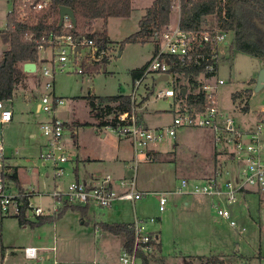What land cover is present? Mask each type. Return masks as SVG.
I'll return each mask as SVG.
<instances>
[{
  "label": "rangeland",
  "instance_id": "374dc122",
  "mask_svg": "<svg viewBox=\"0 0 264 264\" xmlns=\"http://www.w3.org/2000/svg\"><path fill=\"white\" fill-rule=\"evenodd\" d=\"M151 2L152 0H133L132 13L129 17H109L104 27L103 21L97 20L92 30L99 32L106 29L108 33L109 42L106 45L105 57L95 64L83 59L80 63L84 69L83 73L77 72L80 65L70 58L63 70L57 71L51 78L55 94L63 97L65 101L55 111V115L66 123L63 141L69 159L62 164L65 171L62 175L57 176L52 162L42 160L39 154L44 143L40 124L48 120V114L42 111L39 116H35V110L31 108L33 112L26 125L20 123L5 128L0 124V139L3 142L0 172L4 156H11L13 153L14 162L17 161L20 165L22 186L29 191H35L31 199L33 204L48 208L52 201L51 192L56 185L65 189L70 181L75 180L74 166H77L80 172L92 171L98 179L106 174L115 180L133 175L130 159L128 160L132 152L127 136L104 125L100 126V120L91 112L86 96L132 92L135 81L131 72L142 67L151 58L155 35L147 37L144 41L138 39L135 42L126 41L125 38L139 29L138 20ZM11 8L12 2L0 0V46L2 43L5 44L3 39L5 32L2 29L6 26V14ZM173 10L171 17L176 18L177 11ZM208 24H212V20H209ZM232 41L233 33L229 32L228 45L221 49L216 72L217 77L225 80L217 89L219 108L232 117L241 128L254 127L261 123L264 147V84L256 89V75L264 66V60L238 51L232 47ZM86 49L83 47L82 54ZM3 50L4 48L0 47V58ZM42 54L48 57L51 51L47 50ZM158 76L159 74L155 72L145 75L138 85L135 96L138 112L150 128L170 125L175 114L173 106H177V98L159 97L157 96L159 90L171 86L176 88L180 82L189 88L190 83L187 78L180 75H171L166 80H157ZM45 80L46 78H40L41 92L44 90ZM245 89H249L251 96L249 99L245 98L247 92H243L245 93V96L242 95L243 99H237L235 102L239 108L237 109L230 95ZM20 98L19 96L15 99L17 106L21 103ZM246 101L248 109L239 111ZM32 132L34 135L29 137V133ZM156 147L157 158L141 161L136 171L137 189L147 190L149 193L142 195L133 203L124 199L114 200L112 207L104 209L89 204L90 214L95 213L97 216L106 212L103 218L110 221L129 219L134 214L139 219L154 217L155 222L149 224V229L157 233L160 246L157 247L156 244V251L149 256L151 264H183L184 261L197 264L200 257L205 258L211 253L228 254L236 251L238 245L240 247L238 251L241 253L259 251L264 255V195L259 196L255 193L246 195L244 200L248 205L240 200L229 204L238 227L245 228L243 232H239L215 214L213 206L207 203L210 197L194 193L189 195L168 193L180 186L181 178H187L192 182L208 175L211 167H204V163L210 161L214 150L213 132L208 128L178 127L175 136L164 137ZM262 157L264 159V154ZM10 163L13 164V160ZM213 165L212 161L211 166ZM9 184L7 181V186ZM11 184L10 191L15 192V183ZM159 192H165L166 205L163 211L158 210ZM108 210H114L115 215H109ZM80 219L81 216L73 209L55 219L65 226L58 232V237L61 238L58 241L59 247L70 259H82L81 262L74 264H104L105 261L101 258H97L93 263L91 260L86 261V253L93 246L92 232L95 224L92 218L84 223L80 222ZM35 221L37 220L34 219ZM46 225L51 233V222ZM31 228V225L23 228L18 218L4 215L0 211V264L43 263L40 259H23L20 254L14 258L9 255L4 261L2 259L4 252L14 248L19 253L18 246L30 239ZM112 237V244L106 252L114 256L120 252L121 237ZM224 259L231 264H264V256L260 261L255 258L238 262L236 257L228 254Z\"/></svg>",
  "mask_w": 264,
  "mask_h": 264
},
{
  "label": "built area",
  "instance_id": "2783aa9c",
  "mask_svg": "<svg viewBox=\"0 0 264 264\" xmlns=\"http://www.w3.org/2000/svg\"><path fill=\"white\" fill-rule=\"evenodd\" d=\"M50 0H12V8L18 14V20L25 24L37 22L38 12L44 10ZM177 17L170 18L165 25V30L155 34L157 49L153 51L151 58L145 65L142 73L134 79L133 90L128 97L130 106L128 110H112L104 118L107 123L104 126L123 133L127 136L132 155L130 167L134 173L132 176L115 180L109 174L94 183H85L78 180L70 181L64 189L56 185L51 192L52 201L48 208L32 203L35 191L8 190L7 179L0 172V211L4 215L21 216L24 220H34L40 216H52L65 204L89 205L93 204L100 208L108 207L114 200H129L134 202L149 191L138 190L136 186V171L141 161H149L153 158L156 145L164 137L175 136L178 127H201L208 128L213 132V142L218 157L217 162L209 176L189 182L187 178H181L179 187L168 192L179 194H201L211 197L215 214L228 222L232 228H238L236 219L229 204L237 203L238 198L247 193L264 195V147L261 137V126L241 128L240 125L229 115L219 108L217 89L225 80L216 76L219 65L221 49L228 45L225 30L217 26H205L200 30L183 29L180 27L179 4L176 6ZM11 10L9 12H11ZM64 33L50 32L36 40L38 58L41 60L39 67L40 77L46 78L44 90L39 93L40 110L49 115L45 122L40 124V131L44 136V143L39 151L44 161H51L57 176L65 171L62 164L68 161L69 155L63 141L66 123L55 115L59 105L65 101L57 96L54 83L51 78L57 71H62L65 63L71 58L80 65L78 73L84 69L80 64L83 59L97 63L106 55V48L96 47L90 37H82L76 43V37L70 32L72 21L65 14L60 26ZM7 26L4 27L6 30ZM69 30V31H68ZM68 31V32H67ZM78 48H76V46ZM83 47L87 49L82 54ZM51 51L46 57L43 52ZM172 59L185 68H196L198 73L191 75L195 85L189 78V88L178 83V86L159 90V97H176L177 106L173 121L164 127L150 128L139 116L137 99H135L138 85L148 73H158L159 76L180 75V72H170ZM158 76V77H159ZM179 80V78L177 77ZM185 87L187 91L182 94L180 89ZM189 94H200L203 97V106L197 109L193 104H188ZM51 113V115H50ZM11 110L4 106L0 99V121H10ZM3 142L0 139V154ZM231 163L227 166L226 163ZM165 192H159L158 210L163 211L166 205ZM155 222L154 217L144 219L135 218L128 223L133 231V246L130 250L123 248L118 264H142L139 253L150 256L155 252L158 238L155 231L149 229V224ZM244 227L238 229L243 232ZM38 247L26 246L23 248L24 256L29 259L37 257ZM56 263V261H54Z\"/></svg>",
  "mask_w": 264,
  "mask_h": 264
},
{
  "label": "trees",
  "instance_id": "16d2710c",
  "mask_svg": "<svg viewBox=\"0 0 264 264\" xmlns=\"http://www.w3.org/2000/svg\"><path fill=\"white\" fill-rule=\"evenodd\" d=\"M132 0H50L46 8L37 15V22L25 24L18 20V14L14 10L8 12L6 19V30L3 39L7 47L3 50L0 58V99H11L14 91L23 84L24 71L19 63L37 61L38 49L36 40L42 35L50 32L64 33L58 26L59 6H69L76 17V24L70 32L74 37H90L94 40L96 47L105 49L109 42L106 29L95 32L92 30L93 24L101 19L103 27L109 17H129L132 13ZM179 4L180 27L183 29L200 30L205 26L215 25L219 29L233 33L232 47L238 51H243L253 57L264 60V32L258 22L264 23V0H153L144 9V14L138 20V30L125 38L126 41L135 42L140 39L144 41L147 37L155 35L165 30V25L169 22L173 9ZM212 20V24H208ZM69 31V30H68ZM67 31V32H68ZM154 51L157 45L154 42ZM171 64L170 72L176 71L189 78L195 85L191 75L197 74L198 69L185 68L178 61L169 60ZM146 65V64H145ZM145 65L132 70V79L138 77ZM247 92L245 96V93ZM249 98L250 91L245 89L241 92L232 93L233 99ZM203 97L200 94H189L188 104H193L197 109L203 106ZM90 105L91 112L100 120L99 125L107 123L104 116L112 110H128L130 99L125 94L105 95L86 97ZM247 103V101H246ZM245 103V104H246ZM247 108V104L242 107ZM3 173L4 177L13 180L19 187L17 173ZM21 190V189H19ZM73 209L79 211L81 220L89 210V205L65 204L54 216H40L35 223L52 221L61 217L66 211ZM20 223H26L21 216H17ZM35 223L29 222L31 225ZM97 225L103 230L123 239V248L130 250L133 246V231L126 222H99ZM160 242H157V246ZM142 264H151L149 256L138 254ZM183 264H194L185 261ZM197 264H231L218 254L200 257Z\"/></svg>",
  "mask_w": 264,
  "mask_h": 264
},
{
  "label": "crops",
  "instance_id": "0c3cea01",
  "mask_svg": "<svg viewBox=\"0 0 264 264\" xmlns=\"http://www.w3.org/2000/svg\"><path fill=\"white\" fill-rule=\"evenodd\" d=\"M9 1L12 2V0H9ZM170 18H172V17H170ZM2 30H4V29H2ZM153 45H154V43H153ZM0 47L5 49L7 47V44H3L2 43V45ZM154 48H153V51H154ZM153 51H152V54H153ZM34 62H35L36 69H35V71H30V72H26V71L23 70L22 66H23L24 62L23 63H19V66L22 68V70L25 73L23 84L19 83V85L15 89L14 95H13V97L11 99H3L4 106L11 110L10 121L5 122V123H2L0 121V124L4 125L5 128H10V127H12L14 125H20V123L26 125V123L29 122L30 114L33 112V110L31 108H33L35 110V112H34L35 116H39V114L42 112L39 109L40 108L39 93L41 92L40 89H39V85H40L39 82H40V78H41L39 76V74H40L39 73V67H40V64H41V60L38 58V60L34 61ZM147 62H148V60H147ZM147 62H146V64H147ZM186 91H187V89H186ZM236 92H238V91H236ZM90 95L91 94H89V96ZM125 95L128 96V94H125ZM19 96L21 97L20 98L21 99V103H20L19 106H17V104L15 102V99L17 97H19ZM92 96L101 97V96H105V95H92ZM230 96H231L233 102L235 103L237 99L236 100L233 99L232 93H231ZM250 96H251V94H250ZM173 98H176V97H173ZM87 102H88V100H87ZM245 103H244V105H246L248 102L246 104ZM244 105H242V107ZM235 107L237 109H239L238 105L236 103H235ZM247 109H248V104H247V108L246 109L241 108V110H239V111L242 112V111H246ZM173 111L175 112L174 108H173ZM139 116L143 119V116L140 113H139ZM103 134L104 133H102V135ZM33 135H34V132L29 133V137H32ZM129 146H130V144H129ZM156 149H157V147H155V150H154L155 152L153 153L152 160H155V158H157V156H158V152L156 151ZM263 154H264V152H263ZM131 155H132V153H131ZM12 157H13V159H12ZM130 158H131V156L128 158V160ZM221 159H222V156L218 157L217 151H216L215 146H214V150L212 152V156H211L210 161H208V163H204V167L205 166L206 167H211L209 169L208 175H206V176H204L202 178L195 179V180H201V179L209 176V174H211L213 169L216 167L217 162L220 161ZM11 160H13V164L10 163ZM124 160H127V159H124ZM212 161L214 162L213 166H211ZM1 165H2L1 172H4V173L16 172L17 173L19 187L13 180L7 178V181H9V183H10L9 186H8V187H10V189H8V190H11V185H12L11 182L15 183V191H17L18 189L27 190L26 188H24L22 186L21 174L19 172L20 165L17 163V161L14 162L13 153H11V156H4ZM226 165L230 166L231 163L227 162ZM73 170H74L75 180L82 181V182H85V183L86 182L87 183H94L97 180H99L96 177V175H94V173L92 171H89V172H87V171L86 172H82L81 171L80 172V170H78L77 166H74ZM143 191H147V190H143ZM249 194L250 193L244 194V196L239 197L238 200L244 201L245 204L248 205L247 201L244 200V197L246 195H249ZM185 195H187V194H185ZM206 197H208V196H206ZM113 202L108 207H112L113 206ZM207 203L208 204H212L211 197H210V199L207 200ZM186 204H187V202H186ZM101 209H104V208H101ZM114 212H115L114 210H108V213L111 216L115 215ZM77 213L80 216L79 211H77ZM105 214H106V212H104V213L102 212L100 214H97V216H96L95 213L90 214V212L88 210V213H87V215L85 217H83V220L80 219V222L84 223V222H87V220L92 218L93 222L95 224L94 227H93V232H92L93 233V246H91L90 251L88 253H86V256H87V260L86 261L91 260L92 263H93V262H95V260L97 258H101V259H103L105 261L104 264H117L118 259H119L118 256L120 255L121 251L123 250V239H120L121 240L120 252L115 254L114 256L109 255L108 251L106 252V250H107V248H109V245L112 244V241H113V239H112L113 237L112 236H115V235L111 234L110 232H108L106 230L103 231L99 227V225H97V224L99 222H119V223L120 222L121 223L122 222H126V223H130V222H133L134 218H138V217H136L135 214H134L133 217H131L129 219H122V221H110V220H107V219L104 220L103 217H104ZM117 215H119V214L117 213ZM115 217H117V216H115ZM140 219H144V217H141ZM35 220H38V218H36ZM111 220H113V219H111ZM29 222L35 223L34 220L30 219V220H26V223H21V225H23V228H27L28 225H31V224H29ZM50 222L52 224L51 233L49 232L48 227L46 225V223L48 224ZM60 222L59 221L57 222L56 220H52V221H48L47 220V221H44L42 223L40 222L38 224L35 223V225H31L32 231H31V234H30V239L25 241V243H22V244H20L18 246L17 250L19 251V253H17V251L15 250L16 248H14L13 250H9V251L4 252L3 258H2L3 261H4V259L7 260V256L10 255L11 258H14V257L17 256V254L18 255L20 254L21 258H23V259H29V258H26L24 256L23 248L26 247V246H33V247L37 246L38 247L37 257H35V259H40L41 261H43L42 264H74L76 262H81L82 259H76V258H71L70 259L68 257V255L65 253V251H63L62 248L59 247L58 241L61 238L58 237L59 236L58 232H59L60 229L62 230V229L65 228V226H63L62 223H60ZM235 229H239V227L235 228ZM259 231H261L260 224H259ZM156 235H157V233H156ZM96 237L99 240H97ZM117 237H119V236H117ZM157 238H158V235H157ZM100 240H101V242H100ZM115 240H117V239H115ZM158 240L160 241V238H158ZM248 248L249 247H247V249ZM238 250H240L239 245L237 246L236 251L234 250L231 253H228L229 255H233L234 257H236L238 262H240V261L241 262L250 261V260H253L255 258H258L259 261H260V259H262V257L264 256L259 251L257 252L258 254L255 251H252V252H249V253L246 252V254H244V253H241ZM155 251H156V249H155ZM212 254H217V253H212ZM228 254L222 253L221 255H219V254L218 255L224 259V257L227 256ZM54 261H56V263H54Z\"/></svg>",
  "mask_w": 264,
  "mask_h": 264
},
{
  "label": "water",
  "instance_id": "95a60500",
  "mask_svg": "<svg viewBox=\"0 0 264 264\" xmlns=\"http://www.w3.org/2000/svg\"><path fill=\"white\" fill-rule=\"evenodd\" d=\"M58 13H59L58 26H61L64 15L67 14L70 16L71 21H72V25H73L72 28H74V26L76 24V17H75V14L73 13L72 9L69 6H67V5L59 6ZM258 25L262 28V30L264 32V23L258 22ZM80 40H81V37H76V39H75L76 43H79ZM263 42H264V40H263ZM78 46L79 45H77L76 48H78ZM22 67H23V70L26 72L35 71V69H36L34 61L24 62ZM166 79H167L166 74H163L157 78V80H166ZM263 84H264V67H261L258 70V73L256 75V89H259V87L262 86ZM180 92L182 94H184L186 92V88L182 87L180 89Z\"/></svg>",
  "mask_w": 264,
  "mask_h": 264
}]
</instances>
